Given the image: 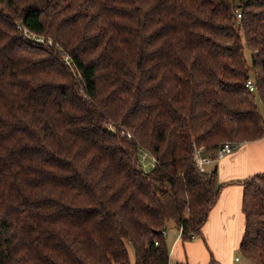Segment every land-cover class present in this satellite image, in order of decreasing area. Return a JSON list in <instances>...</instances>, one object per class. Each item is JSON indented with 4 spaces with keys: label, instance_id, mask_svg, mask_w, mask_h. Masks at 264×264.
<instances>
[{
    "label": "trees",
    "instance_id": "16d2710c",
    "mask_svg": "<svg viewBox=\"0 0 264 264\" xmlns=\"http://www.w3.org/2000/svg\"><path fill=\"white\" fill-rule=\"evenodd\" d=\"M263 137L264 0H0V264H169L222 187L195 148ZM242 185L236 257L264 264Z\"/></svg>",
    "mask_w": 264,
    "mask_h": 264
},
{
    "label": "crops",
    "instance_id": "0c3cea01",
    "mask_svg": "<svg viewBox=\"0 0 264 264\" xmlns=\"http://www.w3.org/2000/svg\"><path fill=\"white\" fill-rule=\"evenodd\" d=\"M204 154L214 156L211 152L204 151ZM212 170H216L218 182L222 184L219 199L201 234L192 240H181L180 231L169 226L166 232L169 264H237L236 252L240 251L246 223L242 182L264 173V137L241 143L232 154L208 164L207 171Z\"/></svg>",
    "mask_w": 264,
    "mask_h": 264
},
{
    "label": "built area",
    "instance_id": "2783aa9c",
    "mask_svg": "<svg viewBox=\"0 0 264 264\" xmlns=\"http://www.w3.org/2000/svg\"><path fill=\"white\" fill-rule=\"evenodd\" d=\"M241 17V14L238 13V18ZM246 87L249 88L251 92H254L256 90L254 81L252 78H248L246 82ZM111 128V126H110ZM237 147L234 145L232 142H226L224 145H222L218 150H216L214 156L211 158L207 155L204 154V148L203 147H196L194 150L193 154V159L195 162L196 167L201 171V172H207V165L210 163H213L215 161L221 160L224 157L232 154ZM143 152V151H142ZM146 154L147 160L145 161L143 158H141V163L145 171H149L152 168H154L157 164V160L155 156L150 154L148 151L144 152ZM147 161H149L147 163ZM182 230L180 231L181 234ZM166 234V232H164ZM195 234H192V238H195ZM235 262L237 264H244L242 259L240 257L235 258Z\"/></svg>",
    "mask_w": 264,
    "mask_h": 264
},
{
    "label": "rangeland",
    "instance_id": "374dc122",
    "mask_svg": "<svg viewBox=\"0 0 264 264\" xmlns=\"http://www.w3.org/2000/svg\"><path fill=\"white\" fill-rule=\"evenodd\" d=\"M251 55H252V51L245 45V56H246V58H247V60H248L249 63L251 62ZM142 151L144 152V150H141V152H140V161H141V158H143L146 161L147 160L146 154L143 153ZM148 162L149 161H147V163ZM169 226L172 229L175 227V225H174L173 222H171ZM169 226L167 228H169ZM129 255H130V264H135V252H134V249H133V247H132L131 244H129ZM236 255L241 257L240 251L238 253L236 252ZM242 261H243V259H242ZM243 263L244 264H250L247 261H243Z\"/></svg>",
    "mask_w": 264,
    "mask_h": 264
}]
</instances>
